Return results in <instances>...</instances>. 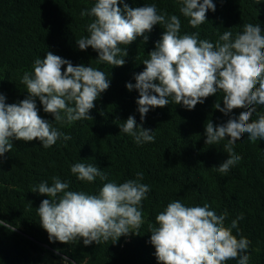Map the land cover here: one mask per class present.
Returning a JSON list of instances; mask_svg holds the SVG:
<instances>
[{"label": "trees", "instance_id": "16d2710c", "mask_svg": "<svg viewBox=\"0 0 264 264\" xmlns=\"http://www.w3.org/2000/svg\"><path fill=\"white\" fill-rule=\"evenodd\" d=\"M124 2L133 8L155 4L158 14L180 19L181 35L199 33V39L214 44L225 31H231L234 38L248 23L259 24L264 34V0H212L215 11L209 9L206 21L195 28L179 11L181 0ZM95 3L96 0H0V93L5 95L6 104L19 103L28 96L21 79L25 72L33 73L35 59H43L47 51L74 66L91 64L110 80L109 88L89 112L93 120L54 124L70 135V140L60 138L47 149L38 139L14 140L12 150L0 157V220L16 227L12 232L0 226V264H41L46 253L64 262L56 264H158L149 225L158 226L156 215L177 200L185 206L207 204L217 215L226 210V226L242 216L232 233L237 239L250 241L248 264H264V140L252 142L247 133L243 134L232 146L242 159L227 173L215 167L228 159L224 145L230 137L214 145L205 144L207 122L214 126L225 124L246 109H233L228 115L215 109L217 102L224 107L223 93L218 90L192 110L170 100L163 108L150 109L141 122L136 103L139 93L135 88L129 91L126 84L135 85V75L145 69L142 62L150 58L148 53L161 40L163 26L155 25L146 32L147 41L140 36L129 46L120 45L128 52L124 66L97 63V51L91 47L79 50L76 43L89 35L87 25L94 20L80 13L89 11ZM35 100L40 117L54 123V116L43 111L39 98ZM259 115H264V106L258 105L251 119ZM129 116L135 117L138 126L142 123L143 128L153 130V142L137 144L121 131ZM76 163L98 166L106 179L80 181L71 172ZM138 173H143L140 183L150 189L141 202L144 223L139 235L121 236L114 244L111 239L98 245H84L83 238L67 244L49 241L37 211L42 200L49 197L33 192L40 183L51 185L52 178L59 177L69 184L70 191L98 194L105 183L119 185L137 179ZM238 260L239 257L226 264H238Z\"/></svg>", "mask_w": 264, "mask_h": 264}, {"label": "clouds", "instance_id": "9594fccd", "mask_svg": "<svg viewBox=\"0 0 264 264\" xmlns=\"http://www.w3.org/2000/svg\"><path fill=\"white\" fill-rule=\"evenodd\" d=\"M179 11L189 18L195 28L206 21L209 9L215 11L212 0H181ZM123 4V7L120 5ZM81 17H94L87 25V37L76 40L79 50L91 47L98 52L97 63L107 62L113 67H122L127 48L137 37L150 32L155 25L163 26V34L155 49L148 53L149 59L142 63L145 69L135 75V88L139 93L136 103L141 122L150 109L163 108L170 100L192 110L198 103L218 92L223 93V105L217 102L214 108L225 115L233 109L245 111L238 118H230L225 124H205V144L214 145L227 139L224 151L228 154L219 167L227 173L242 157L233 150V145L247 133L252 142L264 140V115L252 120L257 106H264V34L259 24L248 23L243 32L233 38L225 31L214 43L199 39V33L180 34L181 21L176 15L158 14L155 4L130 7L124 0H96L89 11H81ZM67 65L62 70L63 66ZM33 73L25 72L21 83L26 85L28 96L19 103L6 104L0 93V157L9 153L13 141L39 140L45 149L57 140L71 139L55 125H71L82 119L93 120L89 115L94 102L110 86V80L101 70L91 66H74L71 61L47 51L43 59L36 58ZM155 81H158L156 83ZM35 98H39L43 111L54 116V123L40 117ZM121 131L134 138L137 144L153 142V130L137 125L134 116H129ZM71 172L80 181L93 182L106 175L96 165L76 163ZM137 179L117 185L108 182L98 194L70 191L69 184L59 177L52 184L42 182L33 192L46 195L37 209L42 228L50 242H76L83 238L84 245H97L109 239L116 243L121 236L139 235L144 223L141 202L149 192V186ZM31 204V203H30ZM227 211L217 215L209 206H185L173 201L160 211L156 225H149L150 243L155 248L158 264H226L237 259L238 264H248L247 238L237 239L232 229L238 227L237 217L230 226L225 225ZM0 226L9 231L16 227L0 220ZM66 260V257H65Z\"/></svg>", "mask_w": 264, "mask_h": 264}, {"label": "rangeland", "instance_id": "374dc122", "mask_svg": "<svg viewBox=\"0 0 264 264\" xmlns=\"http://www.w3.org/2000/svg\"><path fill=\"white\" fill-rule=\"evenodd\" d=\"M56 262L60 263L62 261L52 257L51 254L46 253V255H45V257H44V259H43L41 264H56ZM62 263H64V262H62Z\"/></svg>", "mask_w": 264, "mask_h": 264}]
</instances>
